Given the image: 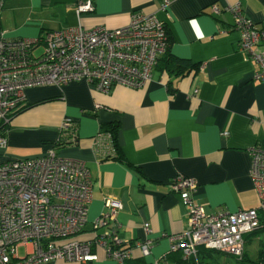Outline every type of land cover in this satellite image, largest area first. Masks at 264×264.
Masks as SVG:
<instances>
[{
	"label": "crops",
	"instance_id": "crops-1",
	"mask_svg": "<svg viewBox=\"0 0 264 264\" xmlns=\"http://www.w3.org/2000/svg\"><path fill=\"white\" fill-rule=\"evenodd\" d=\"M86 1L92 11L78 13ZM234 5L241 6L256 29L264 30V0H171L166 11L161 0H6L0 29L7 38H43L48 31L80 25L85 30L117 29L134 14L146 13L165 24L172 39L170 54L200 67L197 75L175 77L155 66L145 85H113L107 93L85 80L28 89L26 104L35 105L12 119L0 162L42 157L51 150L84 162L93 199L77 238L93 243L111 232L110 227L95 229L94 223L108 213L105 203L113 199L122 205L116 217L120 239L125 244L154 242L148 257L134 248L125 264L183 263L181 250L171 252L172 238L189 227L183 197L171 190L177 175L197 182L195 199L210 215L257 205L248 151L264 144V84L254 79L259 66L240 49L234 14L226 9ZM66 120L73 136L56 146ZM109 124L118 127L121 160L103 159L94 146ZM92 248L98 261L47 264H118L104 248ZM199 250L190 264H212Z\"/></svg>",
	"mask_w": 264,
	"mask_h": 264
},
{
	"label": "built area",
	"instance_id": "built-area-1",
	"mask_svg": "<svg viewBox=\"0 0 264 264\" xmlns=\"http://www.w3.org/2000/svg\"><path fill=\"white\" fill-rule=\"evenodd\" d=\"M6 0H0V12ZM171 0H161L166 11ZM91 1L81 2L78 13L92 11ZM235 17L240 34L239 46L259 66L254 79L264 84V30L256 29L243 16L240 5L227 6ZM219 12L216 5L212 6ZM43 51L37 53V48ZM167 48V28L155 15L136 13L128 25L117 29L98 26L92 30L78 27L55 29L43 38H7L0 29V150L7 146L2 126L12 113L26 103V91L43 86L62 87L71 82L88 81L99 91L109 92L113 85L139 88L153 78L158 59ZM70 121L62 124L68 131ZM103 159L114 157L112 135L100 133L94 141ZM250 177L257 193V205L234 213L210 215L195 197L197 182L177 175L171 190L183 197L188 208L189 227L172 238L171 252L181 250L190 264L198 248L241 258L246 237L264 235V147L248 151ZM93 199V183L85 163L60 157L54 150L45 156L0 162V264H47L56 260L91 263L98 261L93 244L105 249L118 264L133 258L134 248L148 257L154 242L146 239L133 244L118 236L116 217L119 201L108 200V213L95 221V229L110 227L94 242L77 238L87 222ZM145 230L150 232L149 224ZM260 239V236H258ZM264 250V240H260ZM24 247L25 255L19 254ZM153 264H160L154 261ZM168 264V263H163Z\"/></svg>",
	"mask_w": 264,
	"mask_h": 264
},
{
	"label": "trees",
	"instance_id": "trees-1",
	"mask_svg": "<svg viewBox=\"0 0 264 264\" xmlns=\"http://www.w3.org/2000/svg\"><path fill=\"white\" fill-rule=\"evenodd\" d=\"M172 44V39L169 37L168 35V31H167V48L165 51V56L163 58H159L158 59V63L156 65L157 67H160V72L165 74H170L171 76H175V77H183V76H188V75H197L198 71H199V67L200 65L192 63L189 60H184V59H179L176 58L174 56H172L169 52V48ZM169 90L171 93L174 92V89L170 86ZM35 104H24L21 107H19L18 110H16L14 113H12V116L10 118V121L2 126V129L5 131V133L7 134L8 128L10 126V123L12 121V119L18 115L19 113L24 112L25 110L31 108L32 106H34ZM64 135L62 136V138L55 143L56 146H64L66 145V141L69 140L70 138H72L73 136V131L68 130L63 131ZM101 133H110L112 135L113 138V142H114V147L116 150V155L114 157H109L107 158L108 160H112V159H117L121 160V158H119V147H118V127L117 126H113L112 124L109 125H105L102 127V132ZM68 135H72L71 137L68 136V138H65V136ZM264 147V144L261 145ZM262 235L261 232L258 233H253L250 234L246 237V244L251 242L250 238L253 236V238H256L258 236ZM261 243V242H260ZM201 252V255L203 256V259H210V257L213 256V250H206L205 248H200L199 250ZM217 252V251H215ZM237 261L240 264H248L249 262H253L249 257L247 252L245 251V253L243 254V256L241 258H236ZM167 260H172L171 256L167 258ZM256 264H264V250L261 249L258 253V258L255 261ZM139 264V263H136Z\"/></svg>",
	"mask_w": 264,
	"mask_h": 264
},
{
	"label": "rangeland",
	"instance_id": "rangeland-1",
	"mask_svg": "<svg viewBox=\"0 0 264 264\" xmlns=\"http://www.w3.org/2000/svg\"><path fill=\"white\" fill-rule=\"evenodd\" d=\"M261 146V145H260ZM1 160V159H0ZM251 242L246 244V252L248 254V257L253 261L249 262L248 264H256V260L258 258V253L261 250L262 244L260 243V240H264V235H260V239L258 237L253 238V236L250 238ZM20 256L25 255V249L24 247H21L19 249ZM211 261L212 264H240L236 257L222 253V252H215L213 251V256L208 259Z\"/></svg>",
	"mask_w": 264,
	"mask_h": 264
}]
</instances>
